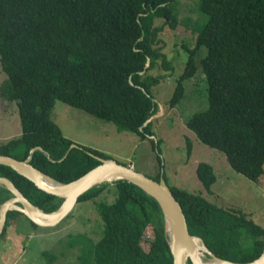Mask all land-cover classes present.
Returning <instances> with one entry per match:
<instances>
[{"label": "trees", "instance_id": "trees-1", "mask_svg": "<svg viewBox=\"0 0 264 264\" xmlns=\"http://www.w3.org/2000/svg\"><path fill=\"white\" fill-rule=\"evenodd\" d=\"M173 1L0 0V63L6 76L0 96L17 108L21 128L18 137L0 145V155L29 158L31 165L58 183H68L101 160L111 159L63 136L50 117L55 101L112 121L139 138L151 136L157 105L149 91L161 77L167 78L161 72L172 70L157 47L160 27L153 21L161 18L175 26ZM198 6L204 20L194 25V46L184 47L189 59L168 104L173 107L183 98L184 82L195 77V57L205 47L201 62L207 107L194 113L187 125L203 144L222 152L234 171L262 182L264 0H200ZM154 68L158 73L148 74ZM73 144L77 147L70 149ZM196 173L206 189L216 180L207 163H200ZM0 176L44 212L56 210L62 202L10 166L0 164ZM111 182L91 187L77 198L76 203L92 200L102 220L101 236L81 249L79 264H174L165 216L156 201L125 179ZM170 189L183 207L191 234L200 237L213 256L246 264L262 255L264 227L240 208L221 207L201 193ZM103 192L111 200H96ZM12 196L0 184V204ZM20 216L37 226L22 212L8 210L0 240L11 224L20 225ZM78 242L74 238L68 247ZM198 244L195 240L197 256ZM42 256L49 264L56 259L45 251Z\"/></svg>", "mask_w": 264, "mask_h": 264}, {"label": "rangeland", "instance_id": "rangeland-1", "mask_svg": "<svg viewBox=\"0 0 264 264\" xmlns=\"http://www.w3.org/2000/svg\"><path fill=\"white\" fill-rule=\"evenodd\" d=\"M199 1L174 0L172 6L176 23L173 27L161 18L153 21L154 26L160 27L157 47L170 60L172 70L161 72L167 78L161 77L149 91L157 105V111L151 118V136L139 138L135 132L120 129L112 121L97 119L61 101H55L50 117L63 136L75 144L97 150L110 160L150 178L158 175L167 186L201 193L221 207L240 208L255 223L264 227V176L260 179L262 182L255 183L237 173L222 152L203 144L187 125L194 113L207 107V80L201 62L207 53L205 47L195 57V77L184 82L186 92L183 98L173 107L168 104L176 79L186 68L189 59L184 47L194 46V25L204 20L199 10ZM158 71L154 68L148 74L154 75ZM5 79L0 63V86ZM20 132L17 108L5 103L0 96V145L10 138L18 137ZM200 163L211 165L216 177L207 189L196 173ZM107 194L103 192L96 200H111V195ZM71 211L70 219L67 218L69 212L62 219L63 223L59 224L60 221L47 227H33L27 224L26 218L18 217L20 225L14 227L12 232L7 230L6 238L0 240V264H49L48 257L42 256L43 251L55 255L56 259L51 264H79L77 256L81 249L89 247L90 242L95 243L101 236L102 220L92 200L75 202ZM23 222L27 226L24 227ZM74 238H79V242L68 247ZM198 245L200 259L213 262L207 249L201 243ZM90 264L94 263L91 261Z\"/></svg>", "mask_w": 264, "mask_h": 264}, {"label": "water", "instance_id": "water-1", "mask_svg": "<svg viewBox=\"0 0 264 264\" xmlns=\"http://www.w3.org/2000/svg\"><path fill=\"white\" fill-rule=\"evenodd\" d=\"M76 147L77 146L73 144L70 146V149ZM35 150L36 148L31 149L30 154ZM38 150L41 149L38 148ZM28 160L29 158L18 160L13 157L0 155V164L15 169L18 173L31 180L39 189L62 198V202L56 210L49 213L44 212L29 202L9 179L0 176V184L8 188L13 194L12 197L0 204V234L3 230L6 212L8 210L22 212L29 220L37 225L44 227L54 226L71 211L79 195L89 189L95 181L104 177L116 175L118 176L117 179H125L138 186L158 204L162 216H165L166 230L169 235V247L174 258V264H187L185 253L189 254L188 259H190L192 264H196V261L193 258L195 257V255H193L195 253L194 240L195 238L199 239L200 243L204 246L202 239L191 234L183 207L170 187L162 182L161 177L156 181L132 168L118 164L114 160L109 159L101 160L100 165L91 168L83 175L68 183H58L36 169ZM39 175L56 182L57 185H47L43 183L39 178ZM72 185H75L76 187L74 193L70 195L69 193ZM17 203H19V205H17ZM40 215L43 218H40ZM208 254L214 261H218L219 264H235L218 259L209 252ZM246 264H264V251L262 255L254 261Z\"/></svg>", "mask_w": 264, "mask_h": 264}, {"label": "bare ground", "instance_id": "bare-ground-1", "mask_svg": "<svg viewBox=\"0 0 264 264\" xmlns=\"http://www.w3.org/2000/svg\"><path fill=\"white\" fill-rule=\"evenodd\" d=\"M39 178L41 179V181L43 183H45L47 185L48 184H50V185H57L56 182H54V181H52V180H50V179H48L46 177H43L41 175H39ZM117 178H118V176L111 175L110 177H104V178L98 179L97 181H95V183L91 187L100 185L102 183L111 182V181H113L114 179H117ZM75 187H76L75 185H72L71 186L70 193H69L70 195H72L74 193ZM91 187H89V188H91ZM40 218H43V217L40 215ZM169 234H170V230H169ZM195 240H196V242L200 243V240L199 239H196L195 238ZM195 240H194V242H195ZM193 255H195V257H193V258L196 261V264H219L218 261H214V260H213V262H210V263L209 262H203L200 259V256H197L195 253ZM188 258H189V254L188 253H185V260H187Z\"/></svg>", "mask_w": 264, "mask_h": 264}, {"label": "crops", "instance_id": "crops-1", "mask_svg": "<svg viewBox=\"0 0 264 264\" xmlns=\"http://www.w3.org/2000/svg\"><path fill=\"white\" fill-rule=\"evenodd\" d=\"M25 225H27V224H25ZM13 228H14V226L11 224V225L8 227V229H7V230H8V231H10V232H12V231H14V229H13Z\"/></svg>", "mask_w": 264, "mask_h": 264}]
</instances>
